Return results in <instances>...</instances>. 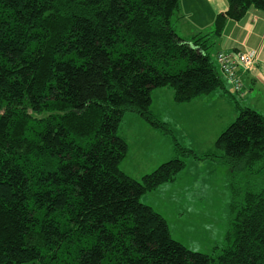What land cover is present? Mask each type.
<instances>
[{
  "label": "trees",
  "instance_id": "obj_1",
  "mask_svg": "<svg viewBox=\"0 0 264 264\" xmlns=\"http://www.w3.org/2000/svg\"><path fill=\"white\" fill-rule=\"evenodd\" d=\"M181 0H0V264H264V115L231 95L236 120L202 155L152 110L227 88L211 50L228 20L264 0H226L214 31L172 27ZM128 113L172 139L175 158L138 181L121 164ZM189 157V158H188ZM194 157V158H191ZM187 159L228 169L230 229L213 255L173 239L144 194Z\"/></svg>",
  "mask_w": 264,
  "mask_h": 264
},
{
  "label": "rangeland",
  "instance_id": "obj_2",
  "mask_svg": "<svg viewBox=\"0 0 264 264\" xmlns=\"http://www.w3.org/2000/svg\"><path fill=\"white\" fill-rule=\"evenodd\" d=\"M177 16L172 19V27L182 33ZM214 52L215 50H211L212 59ZM235 94L242 96L239 93ZM238 98L242 107H255L264 115V99L247 102L244 98L239 96ZM171 101L175 104L173 100ZM156 102L157 100L153 104ZM153 104L151 110L156 115ZM223 105L224 113L216 118H205L198 104L197 108L186 110L184 122L176 118L178 124L174 125L162 121L168 124L181 146L194 151L197 155L206 154L214 149V142L238 117L234 104L233 107ZM176 109L180 110L179 114L182 113L179 105ZM165 112L171 113L169 110ZM134 119L136 122L142 120L152 130L154 128L134 113L126 114L120 127V135L126 138L129 145L128 156L122 162L121 168L130 177L140 181L163 163L174 159L176 150L172 139L166 135L168 150L166 148L160 150L151 140L146 139V136H141L133 124ZM143 153H146L145 156H142ZM185 161L186 168L178 174L176 182L163 184L155 191L144 194L141 201L167 220L173 239L191 251L213 255L214 252H219V249L215 251L216 246L219 248L226 246V235L231 225L226 210L230 201L225 188L228 169L212 160ZM255 178L258 181L256 183L258 190L264 186V170Z\"/></svg>",
  "mask_w": 264,
  "mask_h": 264
},
{
  "label": "crops",
  "instance_id": "obj_3",
  "mask_svg": "<svg viewBox=\"0 0 264 264\" xmlns=\"http://www.w3.org/2000/svg\"><path fill=\"white\" fill-rule=\"evenodd\" d=\"M180 6L181 11L177 17L178 23L181 24L182 33L176 32L185 39H190L198 34L212 33L216 18L219 15H224L228 10L226 0H181ZM212 50H215L213 59L216 62L217 68L216 57L220 52L246 51L256 54L257 60L254 67L249 71H240L243 83V95L235 94L232 85L221 75L228 93L218 90L210 95L200 96L186 104L172 103L171 100L174 101L173 90L167 88L156 89L152 92V104L157 100L153 106H155L154 111L156 115H159L158 117L161 120L167 121L172 125L178 124L175 118L184 122L186 110L193 109L192 107H196L198 104H200L199 110L204 113L205 118L219 117L224 113L223 110L225 111L223 104L232 105L233 107L234 103L231 95H234L236 99H239L238 96L242 99L244 98L247 102H258L264 99V12L251 8L242 20H228L222 36L215 39V45ZM177 105L181 107V114H179L180 110L176 109ZM246 107L258 111L255 107ZM166 110H169L171 113H166ZM133 124L141 136H146L145 138L151 140L160 150L169 147L166 136L160 131L150 129L142 120H137L136 122L134 119ZM145 154L143 153L142 156H145Z\"/></svg>",
  "mask_w": 264,
  "mask_h": 264
},
{
  "label": "built area",
  "instance_id": "obj_4",
  "mask_svg": "<svg viewBox=\"0 0 264 264\" xmlns=\"http://www.w3.org/2000/svg\"><path fill=\"white\" fill-rule=\"evenodd\" d=\"M218 70L232 85L233 91L243 95L240 71H249L256 64L254 52H220L217 57Z\"/></svg>",
  "mask_w": 264,
  "mask_h": 264
}]
</instances>
